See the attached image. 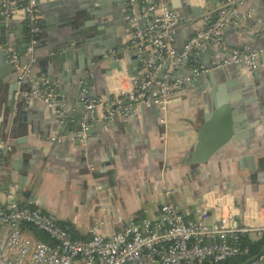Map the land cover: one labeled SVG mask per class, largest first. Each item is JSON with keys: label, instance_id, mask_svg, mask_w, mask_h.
<instances>
[{"label": "crops", "instance_id": "0c3cea01", "mask_svg": "<svg viewBox=\"0 0 264 264\" xmlns=\"http://www.w3.org/2000/svg\"><path fill=\"white\" fill-rule=\"evenodd\" d=\"M189 1L193 6L202 7L203 16L213 15L222 0ZM166 2L169 5V0ZM15 6L17 10L10 20L8 35L12 43L17 41L20 46H26L20 6ZM248 8H253L254 19L225 28L223 39L229 47L248 46L259 52L257 80L247 87L243 77L250 74L229 65L217 69L214 83L208 82L204 89L186 84L182 93L172 96L168 106V135L164 143L159 140L162 128L155 106H142L138 118L116 119L106 127L95 126L105 103L126 93L134 79L130 73L136 69L132 59L135 54L127 48L132 28L124 10L112 11L105 20L95 21V25L106 29L113 26L111 32L105 29L98 33L95 25L86 27L90 18L80 13L82 0H57L56 6L41 8L43 19L35 37L33 61L26 55L21 60L29 64L27 90L40 84L38 78L45 80L38 63L46 56L45 50L51 42L73 38L80 47L72 45L71 63L64 67L69 81L61 101H52V107L41 99L16 100L13 114L8 115L7 79L11 73L9 69L5 76L0 72V138L8 139L11 145V152L0 168V205L11 200L21 207L38 208L65 225L80 240L89 238V230L96 220L104 223L103 234L110 237L130 219H158L159 209L166 203L176 206L187 221L195 220L201 210L209 211L211 222L217 213L228 215L239 226L264 220V118L256 126L241 128L235 135L237 138L225 144L209 161L192 163L205 115L214 111L217 96L227 100L237 98L238 109L249 123L256 115V118L262 117L257 111L264 113V0H245L242 9ZM202 16L179 23L177 51L195 28L204 26ZM92 36H106L108 43L122 46L110 54L112 59L109 54L101 60L95 58L92 68L85 61L83 76L89 96L101 102L88 118L89 130L93 131L87 132L84 143L56 142L59 136L73 133L70 132L73 119L82 112L80 81L72 73L77 72L78 53ZM198 53L175 73L177 78H184V72H190L192 66L212 64L205 56L198 61ZM141 56L154 61L148 48ZM0 61L4 63V59ZM112 62L118 63L121 70H111L106 75L104 72ZM225 71L224 76L221 72ZM137 72L139 75V69ZM62 118L66 121L64 124H60ZM248 157L253 162L238 164L240 158ZM254 164L260 167L253 168ZM22 177H25L23 184ZM165 190L174 194L168 196ZM244 236L253 239L250 235Z\"/></svg>", "mask_w": 264, "mask_h": 264}, {"label": "built area", "instance_id": "2783aa9c", "mask_svg": "<svg viewBox=\"0 0 264 264\" xmlns=\"http://www.w3.org/2000/svg\"><path fill=\"white\" fill-rule=\"evenodd\" d=\"M245 0H222L213 15L202 16V28H195L191 36L177 51L175 41L179 21L165 0H143L140 6L131 0L128 4L129 23L132 35L127 48L138 57V79L131 80V87L105 103V109L95 126L106 127L116 119H135L140 108L155 106L159 113L162 131L159 140L167 139L166 113L175 93H182L186 84L194 77L206 76L212 71L208 67H190L191 76L174 78L175 73L193 60L198 52L208 48L220 49L228 54L216 69L234 65L253 75L258 70L259 52L248 46L229 47L224 39L225 28L254 19L253 8L242 9ZM20 3V18L30 37L24 55L34 54L35 37L40 31L42 14L37 0H2L0 2V27L3 28V45L0 50L8 54L18 84L29 73V64H23L8 35V25L15 17ZM150 49L154 61L141 56ZM166 69H164V67ZM163 71V72H162ZM162 72L161 76L156 78ZM82 118L80 128L56 142L77 140L84 143L90 128L88 118L94 114L101 102L89 96L85 77L80 81ZM44 79L34 90H21L14 94L15 100L41 99L48 107L53 102L46 94ZM66 121L61 119L60 124ZM11 152L8 139L0 138V168ZM171 196L173 191L165 190ZM208 210L187 221L178 208L171 203L162 205L158 219H130L128 224L110 237L103 234L104 223L96 220L86 240L73 239L67 227L44 214L38 208L21 207L15 201L0 205V264H221L224 261L245 257L247 247L241 244L242 235L253 234L256 238L264 234V220L259 223L239 226L228 215L217 213L210 221ZM30 225L48 236L53 244L35 242L23 231ZM249 264H264V249Z\"/></svg>", "mask_w": 264, "mask_h": 264}, {"label": "water", "instance_id": "95a60500", "mask_svg": "<svg viewBox=\"0 0 264 264\" xmlns=\"http://www.w3.org/2000/svg\"><path fill=\"white\" fill-rule=\"evenodd\" d=\"M131 0H82L83 2V11H81V15H86L90 18L88 26H94L95 21H102L107 18V16L112 11L124 10V14L127 16L128 23H129V13H128V4ZM137 6L142 4L143 0H133ZM166 1V0H165ZM39 9L45 7L52 8L56 6L57 0H49L47 2L37 0ZM169 8L177 17L179 23H183L185 21L196 20L200 18L203 14L202 7L193 6L189 0H169ZM12 22H9L8 27L10 28ZM96 29L98 33L104 31L106 28L102 25L96 24ZM112 25L106 29V32H111ZM73 38L69 39H56L49 44V47L45 50L46 56L38 63L42 66L41 73H44L45 81L47 83L48 88L46 89V94L50 95L52 101H61V96L66 89L67 82L69 79L66 77L68 74L65 72L64 67L67 63H71V50L72 45L75 47H80V43L77 41L73 42ZM73 42V43H72ZM72 43V44H71ZM93 46V48L91 47ZM14 50L17 52L18 56L21 58L24 55V51L26 46H20L19 42H13ZM122 45L118 43V45H114L107 42L106 36H92L88 41L87 44L85 42L84 49L78 53L79 62L77 64V72L72 73V77H76L79 81H81L84 76L83 73L86 71V64L85 61L88 60L92 65L90 68L93 67L95 58L98 60L103 59L105 55L109 54V58L112 59V53L115 52L116 48H121ZM95 48V49H94ZM8 54L5 52H0V59H4L0 61V72L5 76L6 71L9 69L11 75L8 77V84H7V102H6V113L8 115H12L15 110V103L16 100L14 99V94L17 91L27 90L26 79L18 84L16 74L8 62ZM199 58L197 59L200 61L202 56L209 57L212 61L210 65L212 71L205 76L206 78L202 77H194L189 85L192 86H200L201 89H204L208 82L214 83L213 76L218 71L216 66L221 62L228 59V54L221 50H216L213 48H208L204 51L198 53ZM113 57H117L114 55ZM84 59V60H83ZM132 59L134 60L135 71L130 73V75L134 76L135 79H138V72L139 69L138 65V57L133 55ZM108 70L104 73L109 75L111 70L120 71V65L118 63L112 62L108 66ZM167 66L164 67L166 69ZM241 68V67H239ZM163 72V71H162ZM162 72H160L156 78L160 77ZM215 72V73H214ZM225 76V72H221ZM191 76V72H184L183 77ZM38 77H40L38 75ZM42 77L38 78V82H40ZM174 78H177L174 76ZM243 80L246 82L247 87H251V82H255L257 80V74H253L252 76L246 75L243 77ZM57 84V85H55ZM35 89V88H34ZM32 89V90H34ZM238 99L231 98L230 100L226 98H215V106L214 111L205 115V122L202 126V129L199 132L197 143L194 147V152L192 154V163H200L209 161L211 157L217 153L225 144H227L230 140L235 139V135L241 128H248L249 126H256L259 122L263 121L264 113L261 111H257L262 115L261 118H256L253 122H248L246 115L241 113L238 109ZM250 103V102H249ZM82 118V112L78 113L76 117L73 119V124L70 128V132H76L80 128V122ZM93 130H89L90 133ZM69 132V131H68ZM247 161L253 162L252 157L248 158H240L239 165L245 164ZM260 167V165H255L253 168ZM25 181V177H22L21 183ZM22 190V187H19ZM30 193H26V196H29ZM256 257L251 258L245 261L242 264H249L252 260L256 259Z\"/></svg>", "mask_w": 264, "mask_h": 264}, {"label": "trees", "instance_id": "16d2710c", "mask_svg": "<svg viewBox=\"0 0 264 264\" xmlns=\"http://www.w3.org/2000/svg\"><path fill=\"white\" fill-rule=\"evenodd\" d=\"M22 4L17 2V6H20ZM0 31H3V28L0 27ZM24 37L26 41H29L30 37L28 35L27 30L24 27ZM22 61V57L20 58ZM61 227H65V225L58 223ZM23 231L25 232V234L33 241L35 242H43V243H47V244H53L52 240L46 236V234H44L41 231L36 230L35 228H33L30 225H24L22 227ZM69 232L72 236L73 239H76V236H74L71 232V230L69 229ZM81 240H85V239H81ZM241 244L243 247H247L249 250V254L245 257H241V258H235V259H231V260H227L224 261L221 264H242L245 261L254 258L256 256H258L264 249V234L254 240H249V238H247L246 236L242 235L241 236Z\"/></svg>", "mask_w": 264, "mask_h": 264}, {"label": "rangeland", "instance_id": "374dc122", "mask_svg": "<svg viewBox=\"0 0 264 264\" xmlns=\"http://www.w3.org/2000/svg\"><path fill=\"white\" fill-rule=\"evenodd\" d=\"M251 238H253L252 240L256 239V237L253 234H250Z\"/></svg>", "mask_w": 264, "mask_h": 264}]
</instances>
